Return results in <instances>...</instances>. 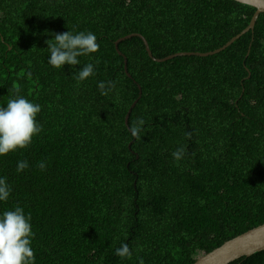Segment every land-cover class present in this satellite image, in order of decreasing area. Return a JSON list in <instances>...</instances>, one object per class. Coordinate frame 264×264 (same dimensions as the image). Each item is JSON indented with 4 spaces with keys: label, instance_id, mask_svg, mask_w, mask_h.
Listing matches in <instances>:
<instances>
[{
    "label": "trees",
    "instance_id": "obj_1",
    "mask_svg": "<svg viewBox=\"0 0 264 264\" xmlns=\"http://www.w3.org/2000/svg\"><path fill=\"white\" fill-rule=\"evenodd\" d=\"M255 12L234 0H0V105L22 95L42 107L39 136L0 157L12 188L0 213L31 215L35 264H194L264 224V14L209 57L159 63L139 37L116 48L139 34L156 59L213 52ZM68 31L93 32L99 50L55 69L46 41ZM88 63L96 74L77 86ZM101 81L115 89L102 95ZM122 243L131 259L114 254ZM232 264H264V251Z\"/></svg>",
    "mask_w": 264,
    "mask_h": 264
},
{
    "label": "clouds",
    "instance_id": "obj_2",
    "mask_svg": "<svg viewBox=\"0 0 264 264\" xmlns=\"http://www.w3.org/2000/svg\"><path fill=\"white\" fill-rule=\"evenodd\" d=\"M49 53L48 64L55 69H64L65 65L77 66L81 64V57H92L97 53L99 44L93 32L72 31L54 34V39L46 41ZM95 65L88 63L80 70L75 71L72 79L79 86L95 75ZM115 82L101 81L98 88L102 95H107L115 89ZM42 107L39 103L32 102L22 95L10 98L6 106L0 105V157L17 150L28 148L34 137L39 136L42 126L37 120ZM143 119H138L130 128L135 136L141 131ZM190 136L191 134H186ZM185 154L183 148H178L172 153L173 158L179 162ZM38 167L43 171L46 164L41 161ZM29 168L27 161H19L17 172L22 173ZM12 193V188L7 178L0 176V202H7ZM31 215L25 214L22 207L16 206L14 210H5L0 213V264H35L32 240ZM114 254L121 259H131L132 252L127 243H122L115 249ZM139 264H144L142 259Z\"/></svg>",
    "mask_w": 264,
    "mask_h": 264
},
{
    "label": "water",
    "instance_id": "obj_3",
    "mask_svg": "<svg viewBox=\"0 0 264 264\" xmlns=\"http://www.w3.org/2000/svg\"><path fill=\"white\" fill-rule=\"evenodd\" d=\"M238 3L253 7L256 9V12L249 24V26L238 36H236L235 38H233L229 43H227L224 47L213 51V52H209V53H204V54H200V53H179L176 55H172L169 56L165 59H156L153 57V54L150 50L149 44L147 42V40L139 34H132L129 35L125 38L120 39L117 43H116V48L118 50L119 44L132 39L134 37H139L140 39H142V41L144 42V45L146 47V50L148 52V55L150 58H152L154 61L156 62H165L167 60H171L173 58L176 57H191V56H197V57H209V56H213L216 54H219L223 51H225L226 49H228L231 45H233L237 40H239L243 35H246L249 32H254L257 21L260 17L261 14H264V0H234ZM119 51V50H118ZM120 55H122L121 52H119ZM125 70L126 73L128 74V69H127V60H125ZM129 76V74H128ZM141 90V88H140ZM142 96V91L140 93V98ZM139 98V99H140ZM138 101H136L127 117H126V124H129V119H130V115L133 111V109L135 108V106L137 105ZM264 251V224L254 228L230 241H227L225 244H223L221 247L215 249L214 251H212L209 254L206 255H202L198 258V260L194 263V264H232L242 258H247V257H251L257 253H261Z\"/></svg>",
    "mask_w": 264,
    "mask_h": 264
}]
</instances>
